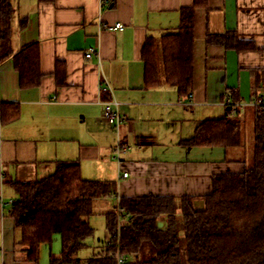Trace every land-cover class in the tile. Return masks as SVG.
Here are the masks:
<instances>
[{"label":"crops","instance_id":"0c3cea01","mask_svg":"<svg viewBox=\"0 0 264 264\" xmlns=\"http://www.w3.org/2000/svg\"><path fill=\"white\" fill-rule=\"evenodd\" d=\"M193 3L12 0L16 27L25 18L13 49L37 43L42 76L39 87L21 90L12 60L0 63V107L7 104L0 115V264H33L15 251L19 232L8 213L15 197L10 183L42 179L57 162L77 161L85 180L114 181L120 197L152 194L178 203L190 196L198 209L211 191L212 175L251 166L253 95L264 97V0H207L196 10L190 98L179 97L163 78L154 87L143 84L146 38L174 32L180 9ZM118 22L122 31L106 28ZM226 31L252 41L259 51L206 44L207 33ZM91 49L95 53L86 58ZM102 85L111 88L110 95ZM229 90L243 105L242 145H182L199 122L225 115ZM110 97L126 118L117 129L101 117L102 102ZM115 143L127 146L116 161ZM123 173L128 177L122 179ZM165 224L160 217L158 225Z\"/></svg>","mask_w":264,"mask_h":264},{"label":"trees","instance_id":"16d2710c","mask_svg":"<svg viewBox=\"0 0 264 264\" xmlns=\"http://www.w3.org/2000/svg\"><path fill=\"white\" fill-rule=\"evenodd\" d=\"M206 1L194 0L192 6L181 8L174 32L159 40L146 38L141 51L144 86H157L163 78L179 97H191L195 15ZM14 21L12 0H0V63L11 59L20 89H35L42 76L39 47L30 43L14 51ZM24 25L22 18L17 30ZM205 42L238 53L259 51L234 31L207 33ZM223 99L231 101L225 104L230 108L225 115L199 122L182 145L223 149L242 145L243 118L233 105L241 100L232 90ZM3 106L7 104L1 105V116ZM252 146L251 166L211 176V191L200 209L190 196H182L178 203L171 196L152 194L120 197L125 214L117 234V215L109 204L103 213L108 245L105 241L85 259L76 255L93 234L87 218L94 215L95 201L116 198L115 182L83 179L77 161L57 162L51 174L36 181L11 182L15 197L8 213L19 232L15 251L24 254V261L38 264L40 248L58 235L59 256L50 253L48 264H116L118 252L125 264H264V103L254 106ZM161 216L166 218L164 227L158 225Z\"/></svg>","mask_w":264,"mask_h":264},{"label":"rangeland","instance_id":"374dc122","mask_svg":"<svg viewBox=\"0 0 264 264\" xmlns=\"http://www.w3.org/2000/svg\"><path fill=\"white\" fill-rule=\"evenodd\" d=\"M18 30L16 27V22L13 24V37H12V45L14 47V43L19 41L17 38ZM18 44V43H17ZM264 95V94H263ZM252 110V109H251ZM241 113V112H240ZM238 113V117H242L241 114ZM246 123V120H245ZM117 129V127H113ZM117 147V143L114 144L111 156L116 161L118 158L117 151L115 148ZM244 168H242L243 170ZM104 175H110L108 171ZM87 174H83L82 177H87ZM115 199H99V201H95L93 204L94 215L87 218L89 225L93 228V234L90 237L84 239L85 247L81 248L77 257L80 259H85L91 257L99 247L104 244L106 241V229H105V220L103 213L108 209L109 204H114ZM162 217V216H161ZM159 220V219H158ZM53 254L54 256H59L60 253V238L58 235H55L50 245H44L40 248V256L39 261L40 264H48L49 254Z\"/></svg>","mask_w":264,"mask_h":264},{"label":"built area","instance_id":"2783aa9c","mask_svg":"<svg viewBox=\"0 0 264 264\" xmlns=\"http://www.w3.org/2000/svg\"><path fill=\"white\" fill-rule=\"evenodd\" d=\"M106 28L110 31H122L124 29L123 24H121L120 22L115 23V24H109L106 25ZM95 53V49H91L89 50V52H87L85 54L86 58H90L92 56V54ZM101 90L103 92H107L110 95V91L111 88L108 85L105 86H101ZM226 103H231V101L229 99H226L225 104ZM254 106L258 105L260 103H264V98L259 99L258 101L253 102ZM234 105V110H240V108H242V103H236L233 104ZM101 117L103 118V120L109 124L112 127H118L120 124L124 123L126 118L124 116H122L118 110H117V105L115 100H113L111 97L107 100H105L104 102H102V110H101ZM127 146L122 145V144H117V147L115 148V151H117V153L121 150L126 149ZM0 151H1V146H0ZM128 177L127 173H123L121 175V178L125 179ZM115 213L117 215V226H116V230H117V234H119L120 231V227L123 223V218H124V211L121 209L120 206V196L117 195L115 198V203L113 204ZM106 245H108V240H106ZM116 264H125V257L122 256L119 252L116 255Z\"/></svg>","mask_w":264,"mask_h":264},{"label":"water","instance_id":"95a60500","mask_svg":"<svg viewBox=\"0 0 264 264\" xmlns=\"http://www.w3.org/2000/svg\"><path fill=\"white\" fill-rule=\"evenodd\" d=\"M228 110L230 109V108H227Z\"/></svg>","mask_w":264,"mask_h":264}]
</instances>
